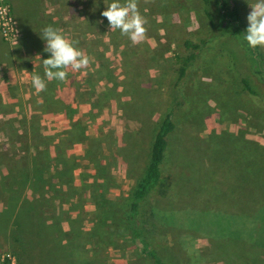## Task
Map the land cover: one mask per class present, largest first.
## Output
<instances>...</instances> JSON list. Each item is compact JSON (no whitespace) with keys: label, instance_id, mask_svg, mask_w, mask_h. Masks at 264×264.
Here are the masks:
<instances>
[{"label":"rangeland","instance_id":"374dc122","mask_svg":"<svg viewBox=\"0 0 264 264\" xmlns=\"http://www.w3.org/2000/svg\"><path fill=\"white\" fill-rule=\"evenodd\" d=\"M4 2L18 32L14 45L0 33L6 56L23 37L41 38L37 60L29 55L19 69L29 84L0 90V264H45L48 252L49 264H153L128 214L169 112L174 130L161 168L169 189L140 206L143 240L163 264H264V71L237 27L247 31L256 0H213L214 28L202 0H137L146 34L135 45L102 16L126 0ZM47 26L90 63L68 70L67 86L52 80L38 92L29 72L43 74ZM186 41L203 42L193 51ZM12 66L1 69L6 83ZM18 227L42 238L44 252L20 244L12 236Z\"/></svg>","mask_w":264,"mask_h":264},{"label":"trees","instance_id":"16d2710c","mask_svg":"<svg viewBox=\"0 0 264 264\" xmlns=\"http://www.w3.org/2000/svg\"><path fill=\"white\" fill-rule=\"evenodd\" d=\"M203 2V11L205 16L210 22V26L214 28L216 26L215 23V15L212 12L213 10V0H202ZM221 2V0H219ZM222 4V9L225 12L224 14L227 16V19L232 20L233 22H238L236 19L235 12H233L228 6H226L224 3ZM214 11V10H213ZM236 23V24H237ZM241 25V24H239ZM239 27L240 32L242 33V37L244 42L247 44L245 40V35L247 34L246 28L241 25ZM203 42V41H202ZM201 42V44H202ZM201 44H194L190 41L185 42V46L187 48L194 50H197L201 47ZM248 46V45H247ZM248 50L253 56V62L257 66V72L264 71V56L259 54V47L253 49L248 46ZM195 57V54L192 52L188 58L186 59L187 62L193 60ZM186 66H182L179 69V79H181L185 75ZM242 87L245 91H247L251 95H256V91L254 87L251 85L249 79L247 77H242L241 79ZM173 116L172 113L169 112L165 115L163 118L151 145L150 155L147 163V167L145 169V172L142 176V178L137 182L136 187L133 190L132 198L129 205V223L131 226V232L132 236L135 240V242L139 245L140 253L143 256L148 257L153 264H163L162 260L159 258V256L156 254V252L151 249L147 242H145L142 238V233L139 227V224L137 222V217L139 214V208L140 206L150 197L151 195H156L158 197H165L168 193L169 185L167 180L162 175V165L164 161V152L167 147V136L174 130V123L172 120ZM31 174L30 176H32ZM29 176V177H30ZM10 190H12L10 188ZM26 232V233H25ZM23 231L22 227H18L17 229H14V238L20 244L27 245L29 247L36 248L39 252H42L45 249V245H42L41 242H45L42 238H38L33 236L29 231ZM36 250L34 256L38 259L39 252ZM44 252V251H43ZM55 256L52 257L54 260L58 259V255L54 253ZM42 259L45 262V264H49L50 261V253H44L42 255Z\"/></svg>","mask_w":264,"mask_h":264},{"label":"clouds","instance_id":"9594fccd","mask_svg":"<svg viewBox=\"0 0 264 264\" xmlns=\"http://www.w3.org/2000/svg\"><path fill=\"white\" fill-rule=\"evenodd\" d=\"M250 7L245 40L253 49L264 47V0H256ZM102 16L107 18L111 31L119 29L134 45L145 39V20L138 10L137 0H126L123 5L114 2ZM42 39L46 42L45 52L50 53V58L43 60L47 81L63 82L67 79L68 70L80 71L89 66V58L74 46L75 42L62 34V30L47 26L43 29ZM32 85L38 92L46 89L45 79L39 75L32 76Z\"/></svg>","mask_w":264,"mask_h":264},{"label":"crops","instance_id":"0c3cea01","mask_svg":"<svg viewBox=\"0 0 264 264\" xmlns=\"http://www.w3.org/2000/svg\"><path fill=\"white\" fill-rule=\"evenodd\" d=\"M41 23H35V28L38 29L40 27ZM34 28V29H35ZM26 30L29 31V26L25 27ZM35 29V30H36ZM39 38H41V36L39 37H35V40L38 41ZM36 41L34 40H29L26 37H23V40H22V46L20 48H18L13 54H9V56H6L7 53H5L6 51H4V47L2 45V42H1V39H0V90H4L6 87L5 86H12V85H20L21 83L22 84H29L28 82L26 81H21V76H23L21 74V71L19 70L20 68H23L26 64H28V62H30V58L29 55L33 56L35 60H37V55L35 54L34 52V49H36V46H34V43H36ZM22 53L25 54L22 56ZM43 57L42 59L40 60V67L42 68V77L45 78V75H44V65H43V60L44 59H49L50 57L45 53H42ZM25 57V58H24ZM5 64H9L10 66L13 65L12 67L16 70V72H13V74H9V73H6V79L7 77L8 78H11L12 79V83L10 82H7L5 80H1V69L3 68V66ZM33 64V63H32ZM32 66H35V64H33ZM39 67L38 65H36V68ZM18 70V72H17ZM31 77L33 75H40L39 73H36V72H29ZM68 77V76H67ZM11 81V80H10ZM49 82L52 83V81H47V79H45V83L47 84ZM67 82H68V79H66L65 81L61 82V81H58V84L60 87L66 85L67 86ZM35 91H37L35 88H34Z\"/></svg>","mask_w":264,"mask_h":264},{"label":"built area","instance_id":"2783aa9c","mask_svg":"<svg viewBox=\"0 0 264 264\" xmlns=\"http://www.w3.org/2000/svg\"><path fill=\"white\" fill-rule=\"evenodd\" d=\"M0 33L6 41L13 45L16 44L18 37L17 25L4 0H0ZM7 260L10 261V255H7Z\"/></svg>","mask_w":264,"mask_h":264}]
</instances>
